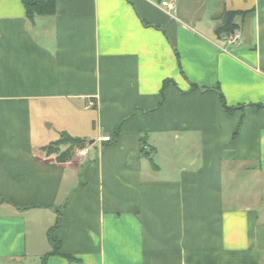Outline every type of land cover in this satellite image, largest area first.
Here are the masks:
<instances>
[{
    "label": "crops",
    "instance_id": "0c3cea01",
    "mask_svg": "<svg viewBox=\"0 0 264 264\" xmlns=\"http://www.w3.org/2000/svg\"><path fill=\"white\" fill-rule=\"evenodd\" d=\"M171 1L0 0V264H264V0Z\"/></svg>",
    "mask_w": 264,
    "mask_h": 264
},
{
    "label": "trees",
    "instance_id": "16d2710c",
    "mask_svg": "<svg viewBox=\"0 0 264 264\" xmlns=\"http://www.w3.org/2000/svg\"><path fill=\"white\" fill-rule=\"evenodd\" d=\"M25 14L28 19H33L37 15H52L55 10V0H22ZM239 12L236 11H227L224 10L221 14V23L216 28V34H230L237 29V25L234 23V17ZM193 88H197L195 85H192ZM220 103L222 104L223 108L230 112L232 107L226 105L224 97L220 94ZM256 109L264 107L263 105H255ZM87 140L78 137H72L66 133L60 134L59 138L52 143L44 146V149L47 153L56 154V159L58 161H66L69 160L75 149L84 148L87 145ZM62 147H64L62 149ZM53 244V250L50 252L51 254L58 253V245L55 240L51 239Z\"/></svg>",
    "mask_w": 264,
    "mask_h": 264
},
{
    "label": "built area",
    "instance_id": "2783aa9c",
    "mask_svg": "<svg viewBox=\"0 0 264 264\" xmlns=\"http://www.w3.org/2000/svg\"><path fill=\"white\" fill-rule=\"evenodd\" d=\"M160 5L164 8H167L169 11L175 10V3L171 0H160ZM241 34L238 30H235L234 32L230 34H225L223 37V43L226 46H230L232 44H236L240 40ZM102 141H108L110 140V136L105 135L101 137Z\"/></svg>",
    "mask_w": 264,
    "mask_h": 264
},
{
    "label": "rangeland",
    "instance_id": "374dc122",
    "mask_svg": "<svg viewBox=\"0 0 264 264\" xmlns=\"http://www.w3.org/2000/svg\"><path fill=\"white\" fill-rule=\"evenodd\" d=\"M88 141H90V138H88ZM62 148H64V147H62Z\"/></svg>",
    "mask_w": 264,
    "mask_h": 264
}]
</instances>
